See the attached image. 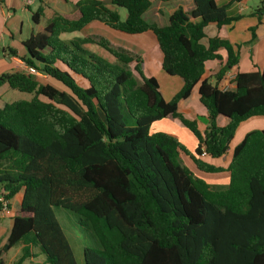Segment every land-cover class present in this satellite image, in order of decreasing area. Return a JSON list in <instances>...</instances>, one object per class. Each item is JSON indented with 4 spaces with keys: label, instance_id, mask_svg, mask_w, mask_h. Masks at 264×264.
Here are the masks:
<instances>
[{
    "label": "trees",
    "instance_id": "obj_1",
    "mask_svg": "<svg viewBox=\"0 0 264 264\" xmlns=\"http://www.w3.org/2000/svg\"><path fill=\"white\" fill-rule=\"evenodd\" d=\"M154 1L174 0H110L111 8L80 0L74 13L56 14L26 39L20 60L60 88L23 72L0 75V87L32 96L0 108V198L22 195L0 264L18 244L15 264L39 255L46 264H77L52 208L75 215L96 242L97 249H83V264H264V130L244 136L225 170L197 159L223 158L240 123L264 117V68L237 73L232 90H219L202 79L205 63L221 65L220 81L238 65L239 45L208 38L205 28L240 17H229L217 0H178L190 9L176 7L159 26L146 18ZM263 15L260 0L252 15L256 27ZM41 16L40 9L32 13V23ZM92 22L129 36L150 33L162 71L182 81L180 90L166 101L157 79L145 76L142 55L104 35L85 34ZM196 86L207 112L203 132L178 112ZM167 117L197 140L194 154L173 135L150 133ZM219 117L228 124L219 127ZM180 153L205 173L226 171V188L213 190L195 177Z\"/></svg>",
    "mask_w": 264,
    "mask_h": 264
},
{
    "label": "crops",
    "instance_id": "obj_2",
    "mask_svg": "<svg viewBox=\"0 0 264 264\" xmlns=\"http://www.w3.org/2000/svg\"><path fill=\"white\" fill-rule=\"evenodd\" d=\"M78 1L80 0H67V1H64V0H29V3L25 4L24 0H0V43H2L1 49H5V52L4 53L2 52V57L4 58L5 63H7L6 65H8V67L5 70V73H11V72L25 73L27 66L19 58L25 54V50L22 46V43L26 39H28L31 35L43 32L48 21L51 18H53L56 14L74 13L75 12L74 5ZM100 1H102L107 7L111 8L110 0H100ZM259 1L260 0H243L241 2H234L233 0H217L216 1L218 6L220 7L226 6L227 8L226 12L229 17H240V18L237 21L232 22L230 25L223 26L220 29H218L215 25H208L205 28V34L208 38L218 37L220 39L228 40L232 45H239V62L236 67L226 72V74L223 76V78L220 81H216L215 74L220 69L221 65H219L216 61H208L205 63V73L202 79L208 80L212 85L216 84L217 86H219L220 84L223 83L224 78L227 77L228 75L233 77L237 73H251L257 70H262L264 68V15L262 16L261 25L257 27H256L257 19L254 16H252L253 12L259 5ZM39 9L42 10V16L40 18L39 23L37 25H34L31 21V15L32 13L36 12ZM170 12L167 14L166 20ZM149 21L151 23H156L159 26H163L165 23L164 22L162 24H159L156 21H152V20H149ZM25 25H26V30H27L26 33H24ZM254 27H256V30H255L256 40L253 43H251L250 42L251 41L250 29ZM13 31H17V38H15L14 34L12 33ZM84 33L85 34H88V33L101 34V35L106 36L111 41L117 44H120V45H123L130 49L135 50L134 48L128 46L127 44H124V41H122L123 39L125 40L126 38L130 37L129 35L115 32L99 22H92L91 24H89L86 27ZM145 34L146 36L151 35L150 33H145ZM135 36H136L135 38L138 37V35H135ZM5 37L9 38V44H7V46H5L6 45L5 43H7L5 40ZM202 42L206 43V39H204ZM140 43L142 44V45L139 44V47L141 49L138 48L135 51H137L138 53L142 55L143 72L145 74V60H144L143 53L145 54L147 53V56H148V53L151 52L152 46H155V48H158V47H157L154 37L152 38V40L150 39L149 44H146V41L144 43L140 41ZM134 47L137 48L136 46ZM6 49L14 50L17 53V57L8 56V52ZM219 54L222 56L223 60L226 59V53L224 50H220ZM154 55L158 56L160 60V67H161V53L159 55L158 52H156L154 49ZM41 77H44V76H41ZM147 77H153V76H147ZM181 86H182V81L180 82V88ZM159 89H160V85H159ZM232 89L233 87L231 88V90ZM194 92L196 94L192 98L193 96L192 94ZM176 93H174L171 96V98ZM170 100H166V101H170ZM3 105L4 104H1L0 108ZM178 112L184 118L188 120H191V121L196 120L197 128L200 132H203L205 130L207 112L205 108L198 101L197 86L192 90L190 97L188 99L179 102ZM249 119H251V121L256 120L255 122H257L258 125H253L249 130H247L248 131L247 133L254 131V130H259V131L264 130V117H252ZM249 119L248 121H250ZM173 120H176V119H173ZM242 123H240V125ZM227 124H228V119L223 118V117H219L217 119V125L219 127H224ZM174 126L184 137L189 139L191 144H189L188 147L184 143L181 136L178 135V132L174 130H167L171 133H166V132H155V133H165V134L175 136L189 153L194 154V150L197 146V140L186 128L182 126V124L178 120L174 121ZM246 134H244L243 136H240L237 139V142L233 146V148L243 140ZM235 137H236V132L234 134L232 141L235 140ZM230 156H231V153H230V146H229L228 153L223 158L212 159L209 156H206L203 154L201 156H197V159L205 165L221 167L225 170L229 164ZM180 157H181V161L183 158L184 161L189 163V165H187L188 163L185 164V162H182L183 165H185L195 177L203 180L210 187L211 186L225 187L228 185L229 174L226 171L219 172V173H205L203 171L198 170L188 156L184 155L183 153H180ZM214 160H220V164H216L217 161L215 162ZM204 174H212L213 176L207 177ZM21 198H22V195L18 194L10 202V206H11L10 208L12 211V215L13 213L16 212L14 211V204H17L18 209H19ZM4 219L7 220L6 217L0 216V235H1L0 239L6 242V238L8 236L9 230L12 225V220H11L12 217L9 218L7 221ZM6 234L7 236H5ZM5 242L3 243L5 244Z\"/></svg>",
    "mask_w": 264,
    "mask_h": 264
},
{
    "label": "rangeland",
    "instance_id": "obj_3",
    "mask_svg": "<svg viewBox=\"0 0 264 264\" xmlns=\"http://www.w3.org/2000/svg\"><path fill=\"white\" fill-rule=\"evenodd\" d=\"M178 6H181L184 10H188L190 7L189 4L178 1V0H174V1L167 3V4L154 1L151 9L149 10V12L146 15V18L148 20L156 21L159 24H162V23L166 22L167 14L172 9H174ZM121 14L124 15L123 10H121ZM26 31L27 30H26V25H25L24 33H26ZM12 33L14 34L15 38H17V31H13ZM148 35H150V34H148ZM135 37L136 36H130V37L126 38L125 40L123 39L122 41H124V44H127L128 46L137 50L138 48H140L139 44L142 45L140 43V41H142V43H144L146 41V44H149L150 39L152 40V38H153L152 35L146 36V34L138 35L137 38H135ZM5 40L7 42V43H5L6 44L5 46H7V44H9V38L5 37ZM138 40H140V41H138ZM1 44L2 43H0V49L2 46ZM134 46H136L137 48H135ZM151 48H152L151 52L148 53V56H147V53L146 54L143 53L144 60H145V76L155 77L157 79L159 85H160V91H161L164 99L170 100L171 96L179 90L181 80L177 77H169L163 73V71L160 67V60H159L158 56L154 55V49L156 52H158L159 55H160V52H159L158 48H155V46H152ZM101 53L103 54L102 51H101ZM6 64L7 63H5V60L2 57V53H0V75L5 74V70L8 67V65H6ZM35 78L39 82H41L42 84H52V85L60 88L59 85L51 82L46 76H44V77L35 76ZM77 82L80 85L84 86V84L80 80H77ZM195 94L196 93L194 92L192 94L193 96L191 95L192 98L195 96ZM31 97L32 96L29 94L21 93V92H18L16 90H11L7 85H3L2 87H0V105L1 104H10V103H12L14 101H18V100L29 101L31 99ZM249 120L250 121L247 120L248 122L247 121L243 122L238 127V130L236 131L235 140L231 141L230 145H229L230 146V153H231L233 146L236 144L237 139L240 136H243L244 134H246L248 132L247 130H249L253 125H258V123L255 122L256 120H253V121H251V119H249ZM174 121H177V120H173L172 118L169 117L167 119H163V120L155 122L150 127V133H155V132L171 133L167 130H174V131L178 132V135L181 136L184 143L188 147L189 144H191L189 139L184 137L175 128ZM180 159H181V157H180ZM214 161L215 162L217 161L216 164H220V160H214ZM182 162H185V164L188 163V162L184 161L183 158H182ZM187 165H189V163ZM204 175H206L207 177L213 176L212 174H204ZM211 187L213 190H224L226 188V186L225 187L211 186ZM17 210H18V205L14 204V211H17ZM52 211H53V214H54L56 221L60 225V228L62 229L66 239L68 240V242L70 244V247L73 251L74 258H75L77 264H83V249H85V248L97 249L96 242L94 241V239L92 238L90 232L88 231V229L86 227L78 225L75 215H73L72 213H70L64 209H61V208H52ZM6 218H7V220L9 219V217H6ZM4 220H6V219H4ZM5 236H7V234ZM3 242H5V241H2V239H0V248H2L4 246ZM21 255H22V244H18L6 253V255L4 257V264H15L18 261V259L21 257ZM23 264H46V263H45L44 256L39 255L38 257H36L33 260L24 261Z\"/></svg>",
    "mask_w": 264,
    "mask_h": 264
},
{
    "label": "built area",
    "instance_id": "obj_4",
    "mask_svg": "<svg viewBox=\"0 0 264 264\" xmlns=\"http://www.w3.org/2000/svg\"><path fill=\"white\" fill-rule=\"evenodd\" d=\"M25 4L29 3V0H24ZM27 74L33 75V76H43L41 75L39 72H37L35 69L27 67L26 68V72ZM235 76H230L228 75L227 77L224 78L223 83L220 84L218 87L219 90L221 91H228L231 90V88L234 86L232 84V81L234 79ZM10 204V202L3 200L2 198H0V216L3 217H12V211L11 208L8 207Z\"/></svg>",
    "mask_w": 264,
    "mask_h": 264
}]
</instances>
